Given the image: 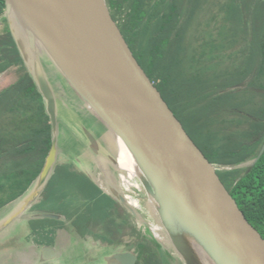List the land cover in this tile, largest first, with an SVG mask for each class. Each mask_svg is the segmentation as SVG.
I'll return each instance as SVG.
<instances>
[{"label":"trees","instance_id":"16d2710c","mask_svg":"<svg viewBox=\"0 0 264 264\" xmlns=\"http://www.w3.org/2000/svg\"><path fill=\"white\" fill-rule=\"evenodd\" d=\"M106 2L141 66L264 237V152L257 159L264 144V0ZM4 5L0 0V73L16 69L19 75L0 87V216L37 184L18 214L39 224L31 261L50 262L42 248L58 241L55 258L60 254L62 264H107L101 251L127 250L136 215L118 204V224H100L112 225L106 234L92 230L102 220L95 198L101 190L75 158L58 156L40 178L55 132ZM139 211L157 227L136 231V264H187L160 240L158 219ZM40 213L59 217L35 216Z\"/></svg>","mask_w":264,"mask_h":264},{"label":"water","instance_id":"95a60500","mask_svg":"<svg viewBox=\"0 0 264 264\" xmlns=\"http://www.w3.org/2000/svg\"><path fill=\"white\" fill-rule=\"evenodd\" d=\"M6 4L11 30L37 78L55 132L40 178L48 175L59 156L57 95L39 64V58L46 61L47 56L48 67L57 70L116 138L127 144L143 165L149 187L163 192L174 206L168 208L216 259L224 264H264V237L139 63L106 0H6ZM263 152L264 144L257 159ZM36 187L19 200L24 202L23 209ZM117 198L135 214L129 199L119 193ZM19 213L8 221L16 220ZM35 216L59 217L53 213ZM168 217L171 230L160 215L177 253L187 264H199L189 247L177 239L169 213ZM56 254L54 246H43L44 259ZM137 259L133 250L106 257L107 264H136Z\"/></svg>","mask_w":264,"mask_h":264},{"label":"crops","instance_id":"0c3cea01","mask_svg":"<svg viewBox=\"0 0 264 264\" xmlns=\"http://www.w3.org/2000/svg\"><path fill=\"white\" fill-rule=\"evenodd\" d=\"M62 82L67 87H62L65 94H61V96L56 94L58 117L57 145L59 155L77 159L78 167L87 172L100 188L101 192L95 196L101 205L100 214L102 220L99 224L106 225L108 222H112L117 225V216L119 210H121L118 203H121L122 209L130 211L117 198V193L122 194L127 199H131V197H135L137 194L133 190L129 191L126 188L128 185L123 179V172L115 164L116 156L112 146L115 140L117 141V138L73 88L63 79ZM59 168L60 165L58 164L55 170L56 173L59 171ZM117 180L119 185H117ZM137 198L139 197L137 196ZM23 206L24 202L21 200L0 216V232L8 223L12 222L10 220V222L7 220L8 222L6 223L3 221L22 211ZM10 245L4 248H7L6 250L9 248L15 249V245ZM29 246V254L31 257L34 256L36 258L38 246L36 244ZM25 252H28V249Z\"/></svg>","mask_w":264,"mask_h":264},{"label":"rangeland","instance_id":"374dc122","mask_svg":"<svg viewBox=\"0 0 264 264\" xmlns=\"http://www.w3.org/2000/svg\"><path fill=\"white\" fill-rule=\"evenodd\" d=\"M3 15L6 16L7 15V4H6V0H5V5L3 8ZM28 51H32L31 48H28ZM32 53V52H31ZM37 53V52H34ZM38 56H40V54L38 53ZM45 57V58H44ZM43 58L46 59V61H48L47 56H44ZM41 62H39L41 68L43 69L45 75L47 76L49 83L51 85V87H53V90L55 91V93L58 96H61V94H65V91L63 88H67L65 84H63L62 82V78L61 75L58 73L57 70H53L50 69L46 63V61H43L42 58ZM33 61V59H31ZM48 67V68H47ZM3 68V64L0 63V69ZM19 72L16 69H9L6 70L2 73H0V87H4L7 86L11 83H13L17 78H18ZM63 87V88H62ZM57 134V132H56ZM113 150L115 152V156H116V166L117 168H119L123 174L127 173V171L125 169L130 170L127 158L125 156V154L119 149V145H118V141L115 140V143L113 144ZM120 155V156H119ZM60 160L68 159L69 157L67 156H60ZM121 165L123 168H120ZM131 174H132V179L131 181L133 182V185H128L129 191L133 190L134 192H136V196L132 197V200L135 202V205L133 204H129L130 208H132L135 213V221L132 222V225L130 226V233H131V237L128 241V245L126 247L127 250H133V242L132 240H134L135 235H136V231L140 228L143 227L144 225H148L149 227H151V229L153 231H156V227L151 223V221L147 220L145 218V215L139 211V208H144L145 212H147L149 215L153 214L158 221L160 222V227L162 228V230L164 231V237L160 238V240L169 248L171 249L174 253L177 254V247L176 245L173 243L171 237H170V233L168 232V230H166L165 225L162 223L161 219H160V215L158 213V211L155 209L154 205L152 204V202L149 199L147 190L145 185L139 180V174L135 171V170H130ZM118 180H117V185L118 184ZM152 185V184H151ZM154 189V187H153ZM140 193V194H139ZM137 196L139 198H137ZM118 204H120L121 207V203L119 202ZM151 206V207H150ZM122 208V207H121ZM168 213L169 216L172 220L173 223V227H174V233L177 237V239H179L180 241H183L188 247L189 249L192 251V253L194 254V257L198 260L199 264H205L203 262V259L201 257V255L199 254L198 249L196 248L195 245V241L193 239V234L194 232H192V230L175 214V212L171 209L168 208ZM9 219L6 218L5 221ZM26 218H21L18 217L15 221H12L10 223H8L0 232V248H2V250H0V264H62L61 260L62 257H53V259L50 262L47 263H43L40 260H37L35 262H30V257H29V245H33V244H38V240L35 238V233L34 231L36 227L39 226V224H35L33 223V220L27 219L24 220ZM116 223H113V226ZM112 225H108V226H101L97 223H94L91 226L92 230H100V232H102L103 234L108 233L111 230ZM25 241V242H23ZM27 242V243H26ZM29 242V243H28ZM11 244L10 246H16L14 247L15 249H8L4 248L7 245ZM28 244V245H27ZM55 248H57L58 252L60 250V245L61 243L56 241V243H54ZM23 249V250H22ZM24 249H28V252H25L26 250ZM22 250V251H21ZM210 251V250H209ZM23 252V253H22ZM105 257L110 256L115 252V248L113 247H104V249L101 251ZM119 252V251H118ZM28 254V255H27ZM215 264H224V262L222 260H220L219 258H215Z\"/></svg>","mask_w":264,"mask_h":264},{"label":"bare ground","instance_id":"6f19581e","mask_svg":"<svg viewBox=\"0 0 264 264\" xmlns=\"http://www.w3.org/2000/svg\"><path fill=\"white\" fill-rule=\"evenodd\" d=\"M119 149L125 154L130 170H135L139 175H141L144 184L146 186L148 196L152 204L154 205L155 209L160 213L162 216L167 228L169 230L172 229L169 217H168V205L173 206L172 203H170L162 191L157 189L156 191H153L148 184V181L143 176V165L141 162L137 159V157L133 154L131 149L127 146V144L121 139L117 138ZM120 156V155H119ZM121 168H123L121 165H119ZM151 207V206H150ZM178 211V210H177ZM144 228V227H143ZM148 231V230H147ZM154 232V231H153ZM152 233V232H151ZM154 234V233H152ZM194 243L196 245V248L199 251V254L201 255L203 262L205 264H215L214 256L209 251L208 246L202 241L201 239L194 233L193 234Z\"/></svg>","mask_w":264,"mask_h":264},{"label":"built area","instance_id":"2783aa9c","mask_svg":"<svg viewBox=\"0 0 264 264\" xmlns=\"http://www.w3.org/2000/svg\"><path fill=\"white\" fill-rule=\"evenodd\" d=\"M127 171V173L123 174V179L125 181L126 184L128 185H133V182L131 181L132 179V174H131V171L128 170V169H125ZM130 203L135 205V202L132 200V197L131 199H129Z\"/></svg>","mask_w":264,"mask_h":264},{"label":"flooded vegetation","instance_id":"af4514ba","mask_svg":"<svg viewBox=\"0 0 264 264\" xmlns=\"http://www.w3.org/2000/svg\"><path fill=\"white\" fill-rule=\"evenodd\" d=\"M99 225H100V224H99ZM29 257H30V262H32V261H31V256H29Z\"/></svg>","mask_w":264,"mask_h":264}]
</instances>
